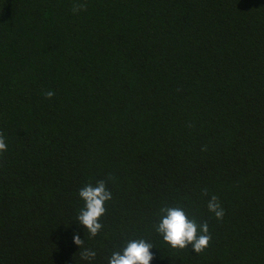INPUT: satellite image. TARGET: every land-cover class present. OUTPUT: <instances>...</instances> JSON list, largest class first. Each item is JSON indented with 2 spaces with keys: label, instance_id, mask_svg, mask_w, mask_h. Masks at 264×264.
<instances>
[{
  "label": "trees",
  "instance_id": "16d2710c",
  "mask_svg": "<svg viewBox=\"0 0 264 264\" xmlns=\"http://www.w3.org/2000/svg\"><path fill=\"white\" fill-rule=\"evenodd\" d=\"M0 132V264H89L74 235L91 264L132 239L150 264H264V0H0ZM162 207L208 222L203 253L163 241Z\"/></svg>",
  "mask_w": 264,
  "mask_h": 264
},
{
  "label": "clouds",
  "instance_id": "9594fccd",
  "mask_svg": "<svg viewBox=\"0 0 264 264\" xmlns=\"http://www.w3.org/2000/svg\"><path fill=\"white\" fill-rule=\"evenodd\" d=\"M86 3H74L73 13L86 11ZM44 97L51 99L55 93L52 90L45 92ZM7 151V144L3 132H0V154ZM113 177L109 176L108 180ZM207 195V190L203 192ZM79 197L84 202L77 221L84 229L88 231L91 237L97 236L103 225L101 218L106 213V202L112 199V192L107 188L106 180H99L95 185L89 183L84 185L78 192ZM207 209L217 220H222L225 210L219 202L216 195H211L207 203ZM156 232L162 236L172 249L184 250L191 246V249L197 253H203L209 246L212 236L209 232L208 222L198 224L195 218H189L187 213L180 207H162L160 209V219L155 226ZM74 243L79 246L81 259L93 261L96 252L92 249L83 248L84 240L79 235H74ZM153 244L144 239H132L127 241L122 250L112 252L108 258V264H150L153 260V254L150 251Z\"/></svg>",
  "mask_w": 264,
  "mask_h": 264
}]
</instances>
